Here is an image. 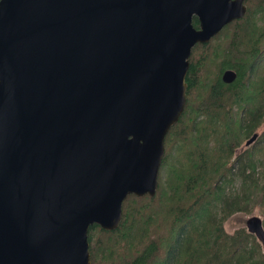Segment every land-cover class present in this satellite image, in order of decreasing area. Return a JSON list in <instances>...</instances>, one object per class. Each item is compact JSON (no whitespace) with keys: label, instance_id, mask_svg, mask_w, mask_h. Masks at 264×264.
Segmentation results:
<instances>
[{"label":"water","instance_id":"water-1","mask_svg":"<svg viewBox=\"0 0 264 264\" xmlns=\"http://www.w3.org/2000/svg\"><path fill=\"white\" fill-rule=\"evenodd\" d=\"M246 1L0 0V264H91L89 228L155 195L193 47Z\"/></svg>","mask_w":264,"mask_h":264},{"label":"trees","instance_id":"trees-1","mask_svg":"<svg viewBox=\"0 0 264 264\" xmlns=\"http://www.w3.org/2000/svg\"><path fill=\"white\" fill-rule=\"evenodd\" d=\"M245 6L243 18L193 47L186 104L165 137L155 195L128 196L114 231L89 228L91 264H264L254 236L223 227L255 208L264 226V131L236 155L264 123V82L255 79L264 62V0ZM226 70L236 73L232 84L221 81Z\"/></svg>","mask_w":264,"mask_h":264},{"label":"rangeland","instance_id":"rangeland-1","mask_svg":"<svg viewBox=\"0 0 264 264\" xmlns=\"http://www.w3.org/2000/svg\"><path fill=\"white\" fill-rule=\"evenodd\" d=\"M255 79H259L261 82H264V62L260 66L259 71L256 73ZM263 131H264V123H262L257 128L255 134H258L260 136ZM248 140L249 139L241 142L240 147L237 149L236 155L242 154L246 149H248V147L245 146V144ZM259 149H260V151L258 153V157H259L258 159L262 162V164L259 167L260 168L259 170H261V172H262L264 169V146L262 147V144H260ZM163 180H165L164 177H163ZM237 187H238V183L235 184V188H237ZM252 216L259 217L263 222V215L261 213V210H259V208H255L251 213H237V214H234L233 216H231L230 218H228L223 224L224 231L226 233L232 235L236 230H238L240 228L245 229L247 219H249ZM263 255H264V250H263Z\"/></svg>","mask_w":264,"mask_h":264}]
</instances>
